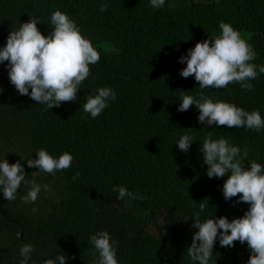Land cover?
<instances>
[{
	"label": "trees",
	"instance_id": "obj_1",
	"mask_svg": "<svg viewBox=\"0 0 264 264\" xmlns=\"http://www.w3.org/2000/svg\"><path fill=\"white\" fill-rule=\"evenodd\" d=\"M57 9L77 24L100 60L89 65L76 101L51 109L20 95L9 81L7 62L0 63V160L20 161L28 180L51 188L34 204L21 201L30 185H21L15 201L0 192V264H20L24 244L33 248L28 264H44L62 253L66 264H97L89 237L98 231L109 233L118 264H194L187 247L197 231L191 227L196 215L201 221L212 215L231 220L249 207L236 197L224 199L226 177L207 176L200 149L204 138L211 134L247 146L248 159L264 166V128L200 123L195 105L178 111L180 100L203 93L213 102L259 111L264 119V74L250 81L254 91L235 83L201 89L193 76L180 75L186 63L179 58L197 41L218 36V25L225 22L252 46L257 54L252 63L264 65V0H165L158 9L150 0H0V48L31 16L48 35ZM101 87L112 88L116 99L93 119L83 104ZM186 133L195 140L182 152L175 142ZM39 149L54 158L70 153L72 166L55 176L38 173L26 161ZM113 186L145 198L117 199ZM200 203H208L204 212ZM249 255L246 243L224 248L217 239L212 260L246 264Z\"/></svg>",
	"mask_w": 264,
	"mask_h": 264
},
{
	"label": "clouds",
	"instance_id": "obj_2",
	"mask_svg": "<svg viewBox=\"0 0 264 264\" xmlns=\"http://www.w3.org/2000/svg\"><path fill=\"white\" fill-rule=\"evenodd\" d=\"M164 4L165 0H150L153 8H161ZM107 7L106 4L101 5L100 11H106ZM38 21L37 17L31 16L27 22L20 24L18 30L9 32L6 44L0 48V63L7 62L9 81L20 95H28L38 104L45 105L46 109H51L64 102L76 101L78 90L89 77V65L99 62L100 53L81 34L77 24L59 9L50 16L53 27L48 35L41 34L37 28ZM218 26L221 30L218 36L197 41L186 56L179 58L180 62L186 63L180 75L183 78L193 76L201 89H223L235 83L243 90L254 91L255 86L250 81L255 80L258 74H264V65L252 63L257 54L242 39L238 30L225 22H220ZM115 99L116 93L112 88H98L95 95L86 97L83 111L95 119ZM180 101V112L189 110L192 105L199 109L200 123L256 131L264 128V119L259 111L248 112L231 103L213 102L203 93H200L199 99L185 95ZM194 140L193 136L186 133L175 143L179 150L188 152ZM200 149L203 163L207 165V176L226 177L222 185L224 199L236 197L237 203L243 202L249 207L243 216L231 220L225 216L212 215L201 221L197 214L191 225L197 231L192 234L187 256L194 264H214L212 253L217 239L224 248L233 247L234 242L239 241L241 244L246 243L250 249L246 264H264V166L248 159L247 146L238 147L225 138L214 140L211 134L204 138ZM35 157L27 159L28 167H35L38 173L52 176L58 171L69 169L73 161L68 152L54 158L45 149H39ZM76 176L78 173L73 179ZM22 184L30 185L21 197L24 204H34L42 190L51 192L49 185L39 184L35 179L28 180L20 161L10 164L5 158L0 160V192L3 198L15 201ZM113 191L118 193L117 199L120 200L125 197L130 200L145 198L128 191L124 186H113ZM207 204L200 203L199 211L204 212ZM32 211L36 212L37 209L34 207ZM21 237L22 230L19 229L17 244ZM89 242L95 250L89 249V252L98 254L97 264H118L116 248L107 231L90 235ZM32 251L31 244L19 247L20 264H28ZM56 261L66 264V256L62 253L56 260L46 259L44 264H56Z\"/></svg>",
	"mask_w": 264,
	"mask_h": 264
}]
</instances>
